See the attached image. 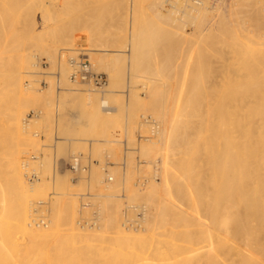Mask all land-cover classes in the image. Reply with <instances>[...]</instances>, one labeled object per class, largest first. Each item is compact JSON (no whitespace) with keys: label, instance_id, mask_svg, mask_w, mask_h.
Instances as JSON below:
<instances>
[{"label":"rangeland","instance_id":"374dc122","mask_svg":"<svg viewBox=\"0 0 264 264\" xmlns=\"http://www.w3.org/2000/svg\"><path fill=\"white\" fill-rule=\"evenodd\" d=\"M179 1L130 0L128 3V0H0V106L5 104L1 107L0 115L10 111L6 108V76L9 69L3 64L7 63L8 59L12 65L19 51L27 54L30 64L29 68L25 67L28 71L25 72L27 75L23 73L22 79V92L27 99L25 96L22 98L25 101L21 105V132L20 136L15 135L12 139L17 146L14 147L15 143L12 145V142L10 146L7 144L8 148L2 145L5 149L10 147L9 151L4 150V153L0 142V155L9 156L8 152L16 151L27 188L40 186L36 192L29 190V195L26 196L28 218L31 217L28 221L35 225L42 221L37 224L45 231L36 243L38 248L35 250L39 251L33 252L31 257H34V262L37 260L36 263L39 264L40 259V262L45 264H121L125 259L142 262L144 258L143 262L149 261L145 258L148 253V259L151 260L162 258L167 262L172 261L171 263H186L191 260L188 258L191 254L190 248L202 244V235H197L195 230L188 232L187 229L193 227L195 220L204 218L205 208L203 210L202 204L201 211H193L188 207L189 202L180 203L183 199H180L177 205L179 209H184L188 220L182 223L183 225H169L167 228L161 226L156 230V235L153 233L152 243L143 241L140 247L142 250L135 248L140 246V242L136 245L130 243L124 234L139 233L141 228L147 225L145 217L150 205L142 191L148 189L151 182L161 180L166 134L158 111L162 106V110H169L171 103L176 102L172 95H175V98L184 96V99H180L185 100L184 104L189 106L188 111H184L188 113L186 116L191 115L188 120L185 118V126L188 127H184V132L186 136L191 137L192 144H195L202 139L201 117L209 112L206 111L208 108L205 109L201 90L210 85L211 81H216L212 80V77H226L221 78V93L225 102L223 113L218 112L216 107L215 114L221 113V117L214 113L208 116L209 121L213 119V115L216 116L214 119L220 117L216 122L222 131L217 133L216 137L219 139L217 138V143L215 141V146L218 147L215 148L223 153L225 145L234 144L235 137L233 132H230L237 124L234 107L240 97V82L244 84L245 79L248 80V76L240 80L236 78V74L253 68L251 71H255L258 76H264V0H203L207 8L199 11L190 6H183ZM188 1L193 5L197 4L196 0ZM4 7L7 9L3 10ZM216 57L226 60L222 61V65H216L219 60ZM69 58L76 61L88 60L92 71L104 74L105 84L98 87L91 80L73 81L70 75L74 65L69 62ZM216 66H219L217 72V68L214 69ZM63 67H66V71ZM207 79L210 83L206 82ZM188 92L189 103L185 98ZM182 103L177 106L181 107ZM212 110L214 112V108ZM79 115L81 117L77 118ZM142 116H150L155 121V126L145 122ZM231 119L236 122L233 123ZM1 126L0 124V131L3 129ZM212 132L209 131L210 135ZM144 145L148 147L144 148ZM203 150L200 147V151ZM7 156L3 158L6 159ZM74 156H79L80 160V167L76 171L70 168ZM200 156L201 154H198L192 162L198 168H218L219 164L221 166V161H216L213 167L214 164ZM231 160L227 158L224 163L234 164L235 161L232 160L231 163ZM214 175H208L207 182L218 181L219 174L215 175L216 178ZM226 186L222 189V194H217V199L220 198L219 204L235 196L234 183ZM130 188H133L132 192ZM156 193L153 197H158L161 190ZM9 199L12 205V194H9ZM181 205L187 206L189 210ZM6 206L9 213L8 203ZM139 227L140 231L137 232ZM177 229L185 234L175 236L173 232ZM254 229L250 230L253 236L245 237L243 243H214L213 250L224 252L235 249V252L239 251L237 256L241 255L240 251L254 250V259H263L264 245L257 247L250 244L257 234L261 237V230ZM150 233L152 232L145 236ZM15 237L19 246L30 243V235L22 233V230L17 231ZM144 245H147V248ZM132 249L138 252H133ZM140 251L143 255L140 253L139 256ZM258 251L262 252L263 256L258 254ZM129 252L131 256L134 254V259L124 257L130 255ZM153 252L159 254V257ZM135 254L138 255L137 259ZM101 261L103 263H100Z\"/></svg>","mask_w":264,"mask_h":264},{"label":"bare ground","instance_id":"6f19581e","mask_svg":"<svg viewBox=\"0 0 264 264\" xmlns=\"http://www.w3.org/2000/svg\"><path fill=\"white\" fill-rule=\"evenodd\" d=\"M128 1H129L128 3H130V0H128ZM179 2H181V4H183V6L184 5H186L187 7L190 6L191 8L196 9L198 11L200 9H206L207 8V6L205 5V2L203 0H196L195 3H197V4H194V5L191 4L188 0H180ZM162 6H163V3H162ZM5 9H7V7L6 8L4 7L3 10H5ZM185 9H186V7H185ZM218 17H220V16H218ZM205 34H207V33H205ZM2 47H3V45H2ZM230 50H232V49H230ZM7 52H9V51H7ZM102 54H104V53L102 52ZM239 55H240V53H239ZM231 56H232V53H231ZM7 58H9V56ZM93 59H95V58H93ZM100 59H102V58L100 57ZM100 59H99V61H100ZM216 59H219V60H217L216 65L218 63L222 65L224 63L222 61L224 59L226 60V58L221 60L222 58H217V57H216ZM216 59H215V61H216ZM4 60H6V58ZM89 60H90V58H89ZM8 61L9 60L7 59V63L3 64L4 63V61H3L2 64L7 69H9L7 71L8 74L6 76V78L8 80V89H7L8 91L6 93L8 95L7 96L8 107L6 106V108H8L10 111L8 113L0 115V124L2 125L1 127H3V129L1 128L2 131H0L1 147L3 145L7 148H8L7 144L10 146V143L12 142V139L15 138V135L20 136V132H21L20 131V127H21L20 123H21V116H22L21 115V107H22L21 105H23V103H24L23 101H25L23 99L24 98L27 99V97L24 95L25 93L22 92L23 91V82H22L23 80L22 79L24 78L23 75L26 74L25 72L28 71V70H25V67H26V69H27V67L28 68L30 67L29 66L30 64H29V61L27 58V54H25L23 51H21V52L19 51L16 54L12 65H11V61H9V62ZM136 61H137V59H136ZM203 61H204V59H203ZM30 62H31V60H30ZM251 63H253V62H251ZM61 64L63 65L64 63L61 62ZM95 64H97V66H99L98 63H95ZM92 65H94V64H92ZM102 65H104V64H102ZM212 65H213V63H212ZM221 65H220V67H221ZM90 66H91V64H90ZM97 66H95V67L98 69ZM132 66H134V65H132ZM65 68H64V70L66 71ZM206 68H208V67H206ZM215 68L218 69V70L217 69L215 70L216 72L219 71V66L214 67V69ZM235 68H237V67H235ZM209 69H210V67H209ZM249 69L248 70L244 69V71H243L241 68L242 71L238 70L239 72L236 74V78L241 80L242 77L244 78V76L245 77L248 76V80L244 78L246 80L245 81L246 84H245V82H244V84H242L240 82V80H238V82H240L239 92H238L240 97H239V101H237V102L235 101L236 102L235 107L233 106L234 110L236 111L235 114L237 117V124H235L236 127L231 125V126H233V129H231V131H230V132H233V134H234L235 142H233L234 143L233 145H228V144L225 145L226 148L224 149L223 153H221V151L219 149H216L218 146H215V145H217L216 144L217 143L216 140L218 138V137H216L217 133H219V132L221 133V131H222V130L221 131L219 130L220 125L216 121H218L220 119V117H221L220 114L223 113V108L225 105L224 97L222 96V93H221L222 84H223L222 83L223 79H221V78H226V77L220 76V79H216V77L218 78L219 76L215 75L216 76L215 78H213L211 76L212 77L211 79L212 80L215 79L216 81H214V82L211 81L210 85H208V86L205 85L207 87L204 88L203 91L201 90V92H203L202 97L204 96L203 97L204 102L203 101L202 102L206 105L205 109L208 108V109H206V111H209V112H206V114L202 113L204 115V117H201V118H203L201 142L198 141L195 144L194 143L192 144L191 137L188 135L186 136V134L184 132V127L185 128L188 127V126L187 127L185 126V120L187 118L189 119V116H191V115H189V116L185 115L188 113H186L184 111H186L189 106L185 105L186 102H185V100H183L184 96L182 97L180 95L181 97H176V98H179V99H176L175 95H172L174 97V100L177 103L176 102L171 103V106L167 112L165 110L166 106L164 107L165 109L162 110L163 104L161 105L162 108H159L158 116L160 117V120L163 124V130L165 131V134H166L165 141H164V145L166 144V146H165L166 149H164V150H166V151H165L163 158H162L161 180L157 181L155 183L151 182L152 184H150V186H148L149 188L144 189L142 191L143 194H145V196L147 197L148 204L150 205L149 211L146 214L147 217H145L147 225H145L141 228V232H139L140 231V227H139V230L137 231L139 233H130V234L125 233L124 234V236H126V240L129 241L130 243L133 242L136 245V243L140 242V246L137 245L135 247L137 249V247H139V248L141 247V245L143 244V241H146V243H147V240L149 242L151 240H153V233L155 234L156 230L158 228H160L161 226H165L167 228L169 225L176 226L178 224L184 223L185 221L188 220V218L185 215L186 213L184 214V212H183L184 209L183 210L179 209V206L177 205V203H179L180 199H183L180 201V203L182 202L181 204H185L186 202H189L188 207L191 208L193 211H196V212H199V210L201 211L200 206L202 204H203V210L205 208L206 215L204 216V218L202 220H195V221L193 220L194 221V224H192L193 227L191 226V227H189V229H187L188 232L195 230L198 232L197 235L198 234H200V236L202 235L201 236V237H203L201 240L202 244L200 243L201 245L199 247H194V248L191 247L190 248L191 251H189V252H191V254L188 256V258L191 260L186 262V263L185 262L184 263L183 262L171 263L172 261L170 262L169 259H168L169 262H167L165 260H162V258H157L156 260H154V258H153V260H151V259H148V256H150V255L146 252L148 256H145V258H146V260H149V261L143 262L144 258H142L143 259L142 262L140 260H139L140 262H137V261H133V260L131 261L129 259L124 258L125 260L121 264H264V260H263L264 257H263V259L262 258L261 259L260 258L254 259L255 256L253 257V255H252V253L254 252L253 249H255L254 246L252 247L253 249L251 248L253 250V252L251 250H249V251L247 250L244 252L240 251L241 252L240 256H237V253L239 251L236 250L237 252H235L234 251L235 249L234 250L233 249L228 250V251L224 250V252H219L215 249L213 250L214 243H219V244L220 243H222V244L227 243L229 245L230 244L234 245V244H237L240 242L243 243L245 237L253 236L251 234L252 232L250 230L251 229L253 230L254 228H255L254 229L255 231L261 230V232H259L261 237H258V234H257L256 238L252 239L250 244L255 245L257 247L258 246L262 247V245H264V185H263L264 184V76H258V74L255 71H251V70H253V68L250 69V71H249ZM68 70H69V68H68ZM105 70H103V71H105ZM204 70H205V68H204ZM263 72H264V70H263ZM211 73L212 72L210 70V74ZM225 73L228 74L227 71ZM230 73H231V71H230ZM259 73H261V72L259 71ZM64 74L66 75V73H64ZM107 74H109V73H107ZM118 74H121V73H118ZM216 74L220 75V73H216ZM233 74H234V72H233ZM109 75H111V74H109ZM223 75L225 76V74H223ZM64 78L62 80H64ZM201 78H202V76H201ZM232 78H233V76H232ZM115 79H114V81H115ZM147 79H148V77H147ZM151 79H153V77ZM198 79H199V77H198ZM204 79H206V77ZM67 80L68 79H66V82H67ZM114 81H113V84L116 85ZM204 82H205V80H204ZM206 82L210 83V81L208 79ZM237 84H239V83H237ZM110 86H112V85H110ZM112 87H114V86H112ZM108 88H110V87L108 86ZM235 89L233 88V90H235ZM93 91H95V90H93ZM124 92H126V91H124ZM189 93L190 92H188L185 95L187 96ZM78 94L80 95V93H78ZM76 95H77V93H76ZM145 95H146V93H145ZM44 96H45V94H44ZM47 97H48V95H47ZM29 98H31V97L29 96ZM39 98L42 99V97H39ZM180 98H183V99H180ZM185 98L187 99L186 101L189 103V100H188L189 96H187ZM45 100H47V99L45 98ZM20 102H22V103H20ZM39 102H40V100H39ZM43 102L44 101H42V103ZM181 102H183L182 106L179 107L181 105L180 104ZM184 102H185V104H184ZM191 102H193V101H191ZM37 103H38V98H37ZM37 103H35V104H37ZM49 103L52 104L51 102H49ZM105 103H106V100H105ZM105 103H103V104H105ZM164 103H167V102H164ZM216 103L217 104L219 103V104L217 105ZM228 103H229V101H228ZM177 104L179 106H177ZM183 104H184V107L187 106V107H185L186 108L185 110H183L184 109ZM4 105H2V106L4 107ZM2 106H0V111H2L1 110ZM46 106H45V110H46ZM40 107H41V105H40ZM216 107H218L219 109ZM213 108H214V112L212 110ZM215 108H216V110H218V112H221V113H218L220 116V117L218 116L219 119H218V117L216 119H214V117H216L218 115V114H215V111H216ZM79 110H81V109H79ZM79 110H78V112H79ZM225 110H226V108H225ZM210 113H212V114L214 113L216 115V116L213 115L214 121H213V119L211 121H209L210 118H209L208 114H210ZM74 115H75V113H74ZM183 115H184V117H183ZM78 117H81V116L79 115V116H77V118ZM199 117L200 116H198V118ZM257 117L259 119H256ZM234 118H232V119H234ZM232 119H231V121H232ZM212 121H213V123H212ZM257 121H259L258 124L256 123ZM235 122H236V120H235ZM235 122H233V123H235ZM251 122H252V124H251ZM194 127H195V125H194ZM222 127H223V124H222ZM223 129H224V127H223ZM228 129H230V127ZM209 131H211V132L215 131L216 133L212 132L215 136L213 134L212 135L214 137L212 135H210L211 133H209ZM11 132L13 133V135ZM219 134H218V136H219ZM17 136H16V138H17ZM215 137H216V139H215ZM234 137H232V138H234ZM220 138H221V135H220ZM18 139L20 140V137ZM215 141H216V143H215ZM14 143H15V140H13L12 145ZM219 143H221V141H219ZM225 143H227V142H225ZM220 145H224V144H220ZM15 146H17L16 143H15L14 147ZM143 147L147 148L148 145L147 146L144 145ZM200 147L202 150L204 149L202 152L200 151ZM9 149H10V147H9ZM9 149H5L2 147V152H4V150L9 151ZM4 153H6V152H4ZM198 154H201V156H200L201 158L205 159L206 161H210L211 164H214L213 167L215 166L216 161H219V162L221 161V166L219 164L218 168H209V167L208 168H198V167H196V165H194L195 163L192 164V162ZM3 155L4 154H2V156L0 155V157H2L1 158L2 161H0L1 162L0 163V199H1V201H0V264H38V263H36L37 260L34 262V260H35V259H33L34 257L32 259H31V257L33 255V252L36 251L35 249L38 248L36 243L39 242L41 234L44 230L41 228L40 224H37V223L42 222V221L37 222L36 225L34 223H30L28 221L29 218H31V217L28 218V202H27L26 196L29 195L28 194L29 190H31L32 192H36L40 186L37 185V186H31L30 189L27 188V184H26V182L22 176V172L20 169L21 167L19 164L20 161H18V156H17L18 153H16V151L15 152H12V151L8 152L9 156H7V154L4 155V156H7V158L5 157L6 159L3 158L4 157ZM227 158H231L233 161H235V163L230 164V165H226L224 162L227 160ZM232 160H231V163H232ZM214 161H215V163H213ZM229 161L230 160H228V162ZM217 173L219 174V180L216 181L217 183L213 182V181L207 182L208 181V179H207L208 175H209V177H210V175L212 176L213 174L218 176ZM217 176H215V178ZM209 179H211V178H209ZM209 181H211V180H209ZM231 183L232 184L234 183V187H233L234 188V194L233 195H235L234 198H231L229 201H227L228 200L227 199L225 202L219 204L220 198L217 199V194L218 195L222 194V189L226 185L231 184ZM146 188H147V186H146ZM130 189H129L130 192H132L133 188H130ZM159 189L161 190V194L159 193L158 197H153L154 194H157L156 192ZM225 192L227 193V191H225ZM232 193H231V195H232ZM9 194L10 195L12 194V198L14 199L12 205H11V201L9 199ZM222 197H225V196H222ZM187 199L189 201H187ZM6 203H8V208H9L11 213L10 212L7 213L8 209H7ZM181 206H184V205H181ZM184 207L187 208V206H184ZM189 208H187L186 210H189ZM201 214H202V212H201ZM188 215H191V214H188ZM197 216H199V215H197ZM35 217L36 216H34V218ZM37 218H36V220H37ZM42 220H44V219H42ZM191 221H190V224L192 223ZM186 225H187V222H186ZM187 227H188V225H187ZM21 230H22V233L30 235V243L28 245L19 246V243L17 242V239L15 237V233H17V231H21ZM142 230H143V232H142ZM148 232H152V233H150L149 236H145V234H147ZM181 233L183 234L184 232L182 230H179V229L174 230V232H173L174 235L175 234L176 235H179V234L182 235ZM44 234H45V231H44ZM193 234H195V232H193ZM255 234H256V232H255ZM171 236H173V235H171ZM183 237H185V236H183ZM156 239H158V238H156ZM152 242L153 241H151V243ZM156 243H158V242H156ZM144 246H146V248H147V245H144ZM42 249L40 248V250H42ZM159 250H160V248H159ZM38 251L39 250H37L36 252H38ZM132 251H133V249H132ZM133 252H138V250L137 251L134 250ZM258 252H259L258 254L261 253L260 255H262V252H260V251H258ZM44 253H46V252L44 251ZM140 253H142V255H143V252L140 251L139 256H140ZM153 253H155V255H156V252H153ZM129 254H130V252H129ZM66 255H67V253H66ZM133 255L131 256V254L130 255L127 254L124 257L131 258V257H133ZM135 255H137V254H135ZM42 256H40V257H42ZM53 256L57 257V255H53ZM152 256L154 257V254ZM157 256L159 257V254H157L156 257ZM166 256H164V257H166ZM262 256H260V257H262ZM136 257H138V255L135 256V259H137ZM133 259H134V257H133ZM118 262H120V260ZM47 263H48V261H47ZM100 263H103V262L101 261ZM39 264H45V263L40 262V259H39ZM67 264H75V263H71V262L69 263L68 262ZM76 264H80V263H76ZM82 264H84V263H82ZM91 264H92V262H91ZM104 264H107V262ZM112 264H114V262ZM116 264H120V263H116Z\"/></svg>","mask_w":264,"mask_h":264},{"label":"built area","instance_id":"2783aa9c","mask_svg":"<svg viewBox=\"0 0 264 264\" xmlns=\"http://www.w3.org/2000/svg\"><path fill=\"white\" fill-rule=\"evenodd\" d=\"M69 62L74 65L70 76L73 81L91 80L98 87L105 84L106 77L104 76V74L92 71L88 60L84 59L76 61L73 58H69ZM142 118L145 122L149 123L152 126H155V121L150 116H142ZM79 167V156H74L73 161L70 163V168L76 171Z\"/></svg>","mask_w":264,"mask_h":264}]
</instances>
